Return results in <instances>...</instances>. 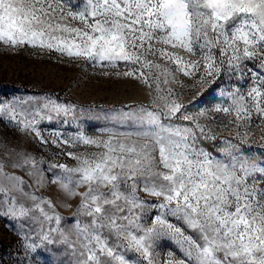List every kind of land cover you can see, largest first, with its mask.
Returning <instances> with one entry per match:
<instances>
[{"label": "snow or ice", "instance_id": "obj_1", "mask_svg": "<svg viewBox=\"0 0 264 264\" xmlns=\"http://www.w3.org/2000/svg\"><path fill=\"white\" fill-rule=\"evenodd\" d=\"M76 7L71 0H0V42L39 46L102 67L125 62L132 70L123 76L149 85L143 69H160L170 85L166 95L154 98L153 110L140 106L105 115L132 129L105 130L101 136L107 139L82 132L61 139L63 133L53 131L48 140L40 127L70 123L72 106L50 98L42 105L0 100V121L31 131L42 143L98 150L69 152L77 166H56L64 174L54 183L80 197L77 214L88 218L77 223L82 242L77 264H157L156 249L165 243L173 245V258L165 262L161 255L159 264H264V0H84ZM156 61L175 65V71ZM177 73L187 78L179 87L195 91L187 104L174 91ZM224 76L235 78L237 86H222ZM245 80L253 85L246 94L239 87ZM160 83L156 75L157 92ZM213 91L219 98L215 112L234 116L229 123L239 138L226 140L218 153L203 146V126L187 114ZM256 119L262 143L253 151L251 145L245 149L252 134L246 130L241 137L238 130ZM185 121L196 122L183 126ZM8 178L15 191L0 188V218L27 220L31 210L20 201L37 198L23 192L19 177ZM80 185L87 190L73 191ZM141 190L155 199L142 200ZM147 209L156 214L146 216ZM57 232L41 229L26 251L56 244ZM59 242H67L62 232Z\"/></svg>", "mask_w": 264, "mask_h": 264}, {"label": "rangeland", "instance_id": "obj_2", "mask_svg": "<svg viewBox=\"0 0 264 264\" xmlns=\"http://www.w3.org/2000/svg\"><path fill=\"white\" fill-rule=\"evenodd\" d=\"M71 4L75 11L78 10L77 5L83 7L84 0H71ZM73 24L78 26V22ZM156 62L168 67L170 71H175V65H167L163 61ZM135 67L139 68L140 65ZM131 70L132 66L125 62H118L115 67H102L39 46L12 48L0 42V100L23 98L31 100L33 105L37 102L42 105L50 98L59 104L72 106L73 111L67 117L70 123L54 122L40 127L43 136L48 140L54 139L50 135L53 131L63 133L61 139H70L80 132L89 138L107 139V135L101 136L105 130L126 133L132 129L121 125L117 120L105 119V115L138 110L140 106L153 110L154 98L157 95H166L170 86L163 83L164 76L160 69H143L151 86L138 80L136 76H123L124 72ZM105 72L111 75H103ZM116 73L121 75L117 76ZM153 73L161 77L160 92H157L156 75ZM167 79L171 80V76ZM180 82H187V78L177 73L174 91L176 96L187 104L195 95V91L189 90L187 86L181 89ZM220 83L228 90L237 86L235 78L229 80L227 76L222 77ZM252 86L251 80L242 81L239 85L245 94ZM218 99L215 91L210 92L204 97V103L195 109H189L187 113L194 116L203 126L204 134L201 136L203 146L217 153L224 147L226 140L239 139L235 124L229 123L234 116L215 112ZM201 110L205 115H197ZM73 116L77 119H73ZM63 119L65 117L61 115L60 121ZM196 121L191 123L185 121L183 126H194ZM260 127V120L256 119L250 126L245 123L239 128L241 137L246 130L252 134L245 149L248 145L252 146L253 151L259 148L262 143ZM205 136L208 138L205 139ZM97 151L94 147L83 145L57 146L42 143L31 131H23L22 128L9 123L7 119L0 121V169H2L0 188L13 187L14 182L8 177L16 176L23 181L20 185L23 192L37 198L33 201L30 197H26L20 201L31 210L27 220L23 217L16 220L0 218V264H61V262L77 264L78 259H82L80 256L82 242L77 238L76 228L78 222L82 225L88 222V218L83 213L77 214L80 197L69 196L59 183H54L57 176L64 174L56 166L59 164L68 167L77 166V161L67 155L69 152L91 155ZM25 159L28 163H24ZM86 190L87 185L73 186V191L77 193ZM13 191H15L14 187ZM137 194L142 200L155 199L142 190ZM36 204L40 207L36 208ZM45 214L51 219H45ZM155 214L151 209L146 211V216ZM57 216L60 217L59 222L56 220ZM148 223L150 224V221ZM51 228L60 230L53 233L58 238V242L38 248L35 253H28L25 245L36 240V234L41 229L47 232ZM61 232L67 237L66 243L59 242ZM73 248L76 249L75 252ZM172 248L173 245L165 243L156 249L157 264L161 255L165 262L173 258L170 251ZM128 255L132 254L128 253ZM176 258L180 257L176 256ZM136 259L140 258L136 257Z\"/></svg>", "mask_w": 264, "mask_h": 264}]
</instances>
